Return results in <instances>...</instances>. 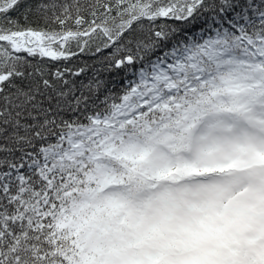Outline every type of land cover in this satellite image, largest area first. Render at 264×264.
<instances>
[{
    "label": "snow or ice",
    "instance_id": "snow-or-ice-1",
    "mask_svg": "<svg viewBox=\"0 0 264 264\" xmlns=\"http://www.w3.org/2000/svg\"><path fill=\"white\" fill-rule=\"evenodd\" d=\"M0 264H264V0H0Z\"/></svg>",
    "mask_w": 264,
    "mask_h": 264
}]
</instances>
